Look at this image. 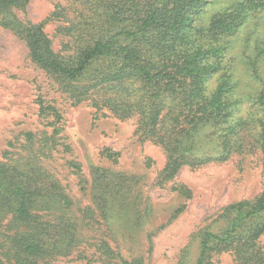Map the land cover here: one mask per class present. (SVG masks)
Instances as JSON below:
<instances>
[{"label":"trees","instance_id":"1","mask_svg":"<svg viewBox=\"0 0 264 264\" xmlns=\"http://www.w3.org/2000/svg\"><path fill=\"white\" fill-rule=\"evenodd\" d=\"M28 2L0 0V8L24 10ZM206 3L71 0L66 6L56 5L39 22L5 17L3 23L25 41L31 61L51 75L73 103L87 100L95 112L120 119L135 115L136 131L166 152V178L182 165L223 161L254 149L260 150L264 173V86L240 96L225 47L247 12L263 9L264 0H243L197 27ZM51 20L63 22L56 29L64 36L58 51L44 30ZM99 56L114 57L116 65L85 77ZM211 80L215 84L210 87ZM36 101L39 115L53 116L52 133L25 132L19 149L9 142L14 149L5 150L0 159V264H55L76 250L81 256L86 245L108 259V242H90L87 231L100 224L99 214L105 215L114 198V178L126 177L112 172L106 183L98 175L95 184L99 179L102 183L96 188V205L81 206L42 162L57 142L61 114L41 95ZM244 101L249 104L242 106ZM69 165L83 181L80 165L73 160ZM119 193L118 189L115 196ZM223 209L226 225L219 232L203 230L196 264H209V253L217 250H229L236 264H264L258 241L264 233V183L253 198ZM120 260L142 264L138 259Z\"/></svg>","mask_w":264,"mask_h":264},{"label":"rangeland","instance_id":"2","mask_svg":"<svg viewBox=\"0 0 264 264\" xmlns=\"http://www.w3.org/2000/svg\"><path fill=\"white\" fill-rule=\"evenodd\" d=\"M70 1L29 0L24 10L0 8V159L5 150L14 149L9 142L19 149L23 133H52L53 116L38 112L36 98L41 95L61 114L57 142L46 150L42 162L72 198L81 206H95L101 179L110 182L112 172L126 177L114 178V198L105 215L99 214L100 224L87 231L90 242L105 239L112 256L100 257L95 246L86 245L81 256L76 250L55 264H121V258L138 259L142 264H196L203 230L219 232L226 225L222 217L225 205L253 198L261 191L264 173L260 150L234 153L226 160L193 167L182 165L174 176L166 178L162 172L166 152L152 138L136 131L135 115L120 119L107 109L101 110L107 115L95 112L87 100L73 103L55 79L31 61L25 41L3 23L5 17L39 22L56 5L66 6ZM242 1L207 0L196 19L197 27L206 26L214 13ZM60 24V20H51L44 26L55 51L64 40L56 31ZM225 47L226 59L230 55L233 60L231 70L240 96L264 86V8L249 10L237 32L226 38ZM115 63L112 56H99L85 77L92 78ZM214 84L211 80L210 87ZM248 104L242 102V106ZM70 160L80 165L83 181L69 165ZM98 175L101 179L95 184ZM258 241L264 253V233ZM209 255V264H236L229 250Z\"/></svg>","mask_w":264,"mask_h":264}]
</instances>
